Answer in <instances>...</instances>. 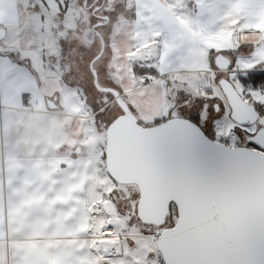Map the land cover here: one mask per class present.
<instances>
[{"label": "snow or ice", "instance_id": "snow-or-ice-1", "mask_svg": "<svg viewBox=\"0 0 264 264\" xmlns=\"http://www.w3.org/2000/svg\"><path fill=\"white\" fill-rule=\"evenodd\" d=\"M257 47L209 49L203 79L169 78L156 63L141 69L145 82L164 80L166 107L146 120L129 105L147 179L143 192L115 187L105 194L127 229L100 264H264V59ZM186 71L198 77L201 70ZM16 73L10 63L0 87ZM103 96L94 109L107 129L125 113L117 104L110 114L115 97ZM152 202L160 211L145 219Z\"/></svg>", "mask_w": 264, "mask_h": 264}, {"label": "crops", "instance_id": "crops-1", "mask_svg": "<svg viewBox=\"0 0 264 264\" xmlns=\"http://www.w3.org/2000/svg\"><path fill=\"white\" fill-rule=\"evenodd\" d=\"M135 1L137 45L145 44L150 52L149 65L156 63L160 71L169 76L196 73L187 69H199L201 74L208 68L209 49L234 48L238 43L258 45L256 55L264 59V0H183L182 4L186 5L180 6L182 10L179 12L183 14L181 21H176L174 13L171 14L159 4L160 1L165 3L164 0ZM165 4L176 11L167 2ZM59 12L60 7L52 18V23L57 25L62 21V16L65 18L67 15L62 12L60 15ZM186 18L192 22H187ZM71 19L73 25L77 23L75 17ZM6 36L8 33L5 32ZM223 36H227L225 41L228 44L222 42ZM197 38L204 39L207 44L204 47L201 43L204 50L202 58ZM3 39L0 37V46ZM2 59L6 60L0 74L7 71L11 63L17 68L16 77L18 80L21 77L20 82L26 87L23 89L26 92L18 93L20 101H9L8 90L0 87V134L3 137L0 138V264H93L98 258L94 254L93 239L95 232L101 230L92 222V208L97 204L89 186L88 162L82 157L86 143L75 139L64 145L61 141H55L57 150L51 151L44 142L18 140L11 130L14 122H21L17 121L19 113L71 116L76 119H85L92 114L62 111L59 100L60 97L62 100L63 92L59 90L66 89L64 92L69 94L70 75L66 80L67 86L61 83V89L52 92L54 87L51 94L45 93L46 87L54 83L48 66L43 64L42 76L48 83L42 86L43 79L37 69L39 56L35 58L37 61L31 57L18 61L9 52ZM244 66L251 67V64ZM97 71L98 80L103 81V73ZM37 84L44 93L47 109L40 105V99L31 103L35 96L30 93H36ZM54 99L57 107L50 109L48 102ZM99 128L103 129L104 126L101 124ZM15 130L24 133L25 126L20 125ZM20 140L26 143H23L25 149L20 147ZM58 148L62 151H58ZM103 150L102 147L97 150L100 159Z\"/></svg>", "mask_w": 264, "mask_h": 264}, {"label": "rangeland", "instance_id": "rangeland-1", "mask_svg": "<svg viewBox=\"0 0 264 264\" xmlns=\"http://www.w3.org/2000/svg\"><path fill=\"white\" fill-rule=\"evenodd\" d=\"M92 1L0 0V28H4L5 32L8 33V36H4L1 43L0 57L4 58L9 55V52H12L18 58V61L29 60V57L33 61H37L36 59L39 56L37 69L43 79L42 86L48 83L47 79L42 76L44 72L41 70V65L43 64L45 67L48 66V71L51 73L54 83L46 87V94H51L55 89H61V83L62 86H67L66 80L70 75L72 82L69 84L70 88L68 91L71 90L69 94L66 95L64 92L66 89L59 90V92H63L62 100L61 97L59 100L61 101L60 105L63 107L61 108L62 111L69 114H92L85 119L78 117L76 119L71 116L50 117L46 114L28 113L22 115V113H19L17 121L21 122H14V127L11 130L12 133L17 135L18 140L22 139L25 142L27 141L26 143L32 139L37 142H44L51 151L57 150L54 145L55 141H61L64 145L73 142L75 139L77 142L86 143L82 157L87 160L85 162H88L87 173L89 175L90 190L96 198L94 200L97 205L106 204L108 207L102 226L106 224L118 226L111 232L100 229V226L98 229L101 232H95L93 239L94 254L98 258H95L96 260H94L93 264H100L101 261L107 258L106 253L111 247L107 242H112V246L118 245L122 242L123 237L117 233L127 229V224L125 223L127 217L119 215L116 206L111 200L106 198L105 194L111 192L115 187L124 188L125 192H135L138 188L133 185L113 183L104 166V159H100L97 154L99 147L105 149L107 133L105 127L103 129L99 128L102 123L96 120L94 105L101 99L107 100L108 97H101V92L99 93L94 85L93 74H91L92 69L90 70L89 68L91 59L101 49V42L93 29L94 24L99 20L92 13V8L89 7ZM164 1L175 8L176 11L168 8L162 1L159 4L163 5L171 14L173 12L176 21H181L183 14L179 12L182 10L180 6L186 5L182 4L183 0ZM135 4V0H104L99 13L108 14L109 22L106 25H100L97 29L100 33L102 31L104 39L106 37V43L103 46L105 48L104 52H110L105 55L104 59L96 61L94 67L100 73H103V81L98 80L100 84H113L115 90L120 91V93L125 91L121 93L125 102L134 107L139 117L147 120L159 114L161 109H165V89L163 79L145 83L144 78L147 74L136 76L133 72L134 66H149L150 63V52L145 47L146 45H137L139 38L135 33ZM59 7L61 12L67 13V15L65 18L62 16V21L57 25L52 23V18L54 13L59 11ZM61 12H59L60 15H62ZM72 17L73 20L74 17L77 19V23L74 25ZM186 19L187 22H192L189 18ZM53 24L54 29L52 28ZM197 39L200 47L199 55L202 58L204 56L202 52L203 46L207 47V44L204 39ZM221 39L223 43L228 44V41H225L227 36H223ZM214 46L218 47L217 44H214ZM204 53H207V51ZM207 54L209 55V52ZM2 58L0 59V68L5 66L6 59L3 60ZM204 75L205 72L199 74L198 77L196 73H182L171 75L169 78L179 80L189 77L203 79ZM20 78L18 80L15 75L3 87L5 91L8 90L7 100L20 101L21 98L18 93L26 92V90H23L26 87L22 86ZM39 89L37 84L36 93H30L35 96L32 97L31 103L34 104L36 99H40V105L47 109L44 93ZM64 96L68 99L64 100ZM108 107L110 108V114L118 113L119 108H121L120 106L117 108L116 99L114 102L110 101ZM135 117L137 118V115ZM20 125L25 126L24 133L15 130ZM36 128L39 130L36 131ZM25 142L20 140L22 149H25L23 147ZM58 151H62V149L58 148ZM109 213L111 215H108ZM132 231L134 230H129L127 235H131ZM96 245H99L100 248ZM101 249L103 251H100ZM116 249L115 251L119 250L118 248ZM127 252L128 248L125 247V253ZM116 264H124V261L120 260Z\"/></svg>", "mask_w": 264, "mask_h": 264}, {"label": "water", "instance_id": "water-1", "mask_svg": "<svg viewBox=\"0 0 264 264\" xmlns=\"http://www.w3.org/2000/svg\"><path fill=\"white\" fill-rule=\"evenodd\" d=\"M5 36L4 28H0V37ZM102 41V48H104ZM217 62L226 64L225 57H217ZM93 65V64H92ZM92 67V66H91ZM93 68V67H92ZM94 75V84L103 92L113 93L116 102L124 110V115H120L119 119L106 129L107 140L105 150L107 155L105 158V167L107 173L112 179L123 185H134L143 192L147 179V165L139 150V137L136 134V117L129 110V105L125 102L121 93L113 88L102 87L98 81L96 70L92 69ZM54 100H49L50 109L57 107ZM149 215L145 219L155 220L160 209L155 202H152L148 208ZM108 245L113 243L108 241Z\"/></svg>", "mask_w": 264, "mask_h": 264}, {"label": "flooded vegetation", "instance_id": "flooded-vegetation-1", "mask_svg": "<svg viewBox=\"0 0 264 264\" xmlns=\"http://www.w3.org/2000/svg\"><path fill=\"white\" fill-rule=\"evenodd\" d=\"M85 2H87L88 0H84ZM100 0H93L92 1V3L90 4V8H92V13L93 14H95V16H97L98 17V22H96L95 24H94V26H93V29H94V31H95V33L97 34V36L99 37V40H100V44H101V46H102V41L104 42V45H105V39H104V36H103V34H102V31H101V33H100V31H98V29H97V27H100V25H106L108 22H109V16H108V14H100L99 13V10H101V6H103V4H104V0H101L100 2H99ZM84 2V3H85ZM104 49L105 48H102L101 47V49L98 51V53L97 54H95L94 55V57L91 59V61H90V70L91 69H95L96 70V73H97V77H98V71H97V69L94 67V64L96 63V61H99V60H102V58H103V56H104V54H105V52H104ZM93 64V65H92ZM93 68H92V67ZM92 74V73H91ZM93 77H94V75H93ZM99 78V77H98ZM100 83V82H99ZM95 85V84H94ZM101 86H102V84H100ZM111 85H113V84H106V85H103L102 87H109V88H113V89H115V86L113 87V86H111ZM95 87H96V85H95ZM97 88V87H96ZM98 89V88H97ZM118 91V90H117ZM103 92V91H102ZM120 92V91H119ZM103 93H109V92H103ZM111 93V92H110ZM113 94V93H112ZM114 96V95H113ZM118 104V103H117ZM119 105V104H118ZM134 186V185H133Z\"/></svg>", "mask_w": 264, "mask_h": 264}, {"label": "bare ground", "instance_id": "bare-ground-1", "mask_svg": "<svg viewBox=\"0 0 264 264\" xmlns=\"http://www.w3.org/2000/svg\"><path fill=\"white\" fill-rule=\"evenodd\" d=\"M106 211H107V205L106 204H99V205L94 206V208L92 210V222L94 224H96V228H99L101 226L100 229H104V226H102V225H103L105 217H106V214H105ZM115 245H117V244H115ZM96 246H98L100 248L99 245H96Z\"/></svg>", "mask_w": 264, "mask_h": 264}, {"label": "trees", "instance_id": "trees-1", "mask_svg": "<svg viewBox=\"0 0 264 264\" xmlns=\"http://www.w3.org/2000/svg\"><path fill=\"white\" fill-rule=\"evenodd\" d=\"M142 68H145V67H142V66H139V65H136L133 67V72L136 76H142V75H146L147 73L141 71ZM145 80V79H144ZM145 83H148V82H145ZM103 153H104V150H103ZM104 166H105V161H104ZM109 175V174H108ZM110 177V175H109ZM111 178V177H110ZM112 179V178H111ZM113 180V179H112Z\"/></svg>", "mask_w": 264, "mask_h": 264}]
</instances>
